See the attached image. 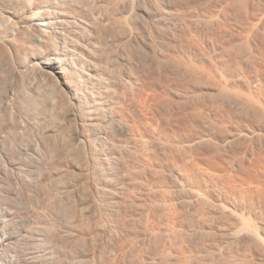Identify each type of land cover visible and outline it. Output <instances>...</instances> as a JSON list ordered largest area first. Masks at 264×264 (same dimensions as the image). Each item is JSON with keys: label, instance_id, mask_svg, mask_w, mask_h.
Returning a JSON list of instances; mask_svg holds the SVG:
<instances>
[{"label": "rangeland", "instance_id": "obj_1", "mask_svg": "<svg viewBox=\"0 0 264 264\" xmlns=\"http://www.w3.org/2000/svg\"><path fill=\"white\" fill-rule=\"evenodd\" d=\"M50 2L54 3V8L59 7L58 11L55 8L57 14L54 15L57 31L54 37L57 40L53 37L54 42L51 48L46 47L44 51L33 45L32 47L20 45L23 51L21 50L19 55L20 52H13L11 47L8 48V45L0 40V229L2 228L7 237L13 238L6 249L5 258L8 259L6 264H264L262 260H252L251 253L246 251L247 247L251 250L250 245V248H253L251 241H247L250 239L247 234V237L245 236L246 232H240L241 235H238L240 233L229 230L233 226V220L230 215L220 210L221 205L205 196L204 192L192 190L193 186H191L192 179L202 178L200 181L201 183L203 181L205 189L209 191L211 189L210 192L218 199H224L228 203L231 201L229 204L237 208H244L252 202L258 214H263L264 201L257 197L259 198L261 193L259 191H264V181L261 180L264 179V168H259L261 171L257 169L255 156L251 154L249 148L253 145L256 148L260 146V149L264 150V136L259 137L261 140L259 138L253 140L257 146H255L256 143L254 145L252 141L244 137H238V140L235 138L234 143H229L226 147L221 144L222 153L217 154L218 156L213 154L214 147L211 146L230 135L228 134L230 127L227 128L222 122L230 121V124L228 121L227 123L232 130L233 127L235 129L243 125H260L262 122L253 121L254 118H251L253 112L251 115V110L247 102L245 103L246 100L243 102L244 99L241 96L239 98L233 91L220 92L207 87L203 90V87L200 92V88L198 90L193 79L186 70H183V64L178 65L181 61L173 57L176 53H180L179 51L185 54L196 51L201 54L200 57L207 55V58L224 53L223 55L234 65L242 63L252 67L255 64L253 62L264 65V54L260 51L256 55L253 54L250 48L245 47V40L240 41L239 37L241 36L239 31L247 27V30L252 31L254 43L256 41L257 44L259 43L258 48L264 49V17H262L264 0H51ZM59 12H62L65 18L60 16ZM56 15L59 16L58 19ZM9 26L4 28L5 32ZM5 35L7 36L8 33ZM55 45H58L59 49L67 48L69 54L73 53L74 56H70L79 68L86 72L90 68L91 73L93 72L91 78H85L86 81L81 80L82 86H85L84 89H89L88 92L91 95L95 93L96 96L99 94L98 96L107 97L112 104L105 111L103 123L101 121L95 125V129L103 133L98 138L94 137L95 146L97 145L96 148L101 152L102 157L108 160V166L104 168L105 170L103 169L104 171L95 172L97 176L91 170L89 172L77 170L76 153L73 158L68 153L70 146L76 147L72 143H75L74 135L78 128L77 123L69 116L71 107L68 104L69 99H66L68 94L59 80L56 82L57 79L45 76L46 73L31 64L33 63L31 53L33 57L40 56L41 53H49L50 49L57 50ZM29 48L30 51H27ZM24 52L27 53L24 54ZM169 52L171 55L167 54ZM117 69H122V72ZM263 71L264 66H262V74H264ZM239 79L241 78H238V81ZM156 92L158 95L154 94ZM247 107L250 112L246 109ZM161 127L166 128L172 140L177 137L175 133L179 130V133L184 132L183 137L189 139L205 133L207 140L210 141L206 140L205 143H198L195 146L190 145L192 147L188 144L187 146L180 144L182 147H179L170 139H159L158 132L162 129ZM150 128L152 130H149ZM250 142L251 145H249ZM244 149L246 155H243ZM236 151L242 153L236 156L234 155ZM231 155L235 158L233 166L229 164ZM176 159H178L177 162H175ZM246 165L253 172V174L250 173L251 177L254 174L255 177L261 176V179L256 177L260 179H256L258 183L254 181L252 185V182L250 184L246 178L244 179V176L247 177L249 173L245 171L248 168ZM176 171L184 173L183 180L175 177ZM92 176L96 182H99L98 191L92 185ZM79 178H83L86 183L83 184L87 185L82 184L86 189L81 185L78 186L80 189L83 188L81 192L84 194H82L90 199L95 196L99 204L97 210H100H96L94 212L96 214H93V211L88 213L81 204L83 198L78 195L79 188L77 189L76 185V180ZM187 178L191 181L189 182ZM67 189L69 191H65ZM246 197H249L251 201L248 202L250 199ZM77 203L81 205L78 206ZM239 203L246 205L243 207ZM225 232L230 235L228 236ZM79 233L83 234V237ZM97 234H99L98 237H96ZM233 236L240 238L235 239ZM92 252H96L95 257ZM249 257H251L250 260Z\"/></svg>", "mask_w": 264, "mask_h": 264}, {"label": "bare ground", "instance_id": "obj_2", "mask_svg": "<svg viewBox=\"0 0 264 264\" xmlns=\"http://www.w3.org/2000/svg\"><path fill=\"white\" fill-rule=\"evenodd\" d=\"M51 1V0H50ZM50 1H48V0H0V40L4 43V44H6V45H8L7 47L8 48H12V50H13V52H15V53H19L21 50L23 51V49H21V46H23V47H29V46H31L32 47V45L33 46H36L35 48H41V49H43L44 50V48L46 49V47L48 48V47H50L51 45H52V43L54 42V39L55 40H57L55 37H54V35H56V33H57V31H56V27H55V21H54V15L55 14H57L56 12L58 11V9H59V7H57L56 8V6H55V8L57 9V11H55V8H54V3L56 4V2L55 1H53L54 3L52 4V2H50ZM69 1V0H68ZM66 3V2H65ZM68 3V2H67ZM241 3V2H240ZM259 3V2H258ZM231 4V3H230ZM63 5V4H62ZM229 5V4H228ZM247 5V4H246ZM210 6V5H209ZM65 7V6H64ZM203 7V6H202ZM232 7V6H231ZM211 8V7H210ZM243 8V7H242ZM241 8V9H242ZM64 9V8H63ZM67 9V8H66ZM222 9H224V8H222ZM81 10V9H80ZM133 10V9H132ZM225 10V9H224ZM247 10V9H246ZM262 10V9H261ZM201 11V10H200ZM208 11V10H207ZM236 11V10H235ZM244 12V11H243ZM59 13H61L60 14V16H63L62 15V12H59ZM63 13H65V12H63ZM131 13V12H130ZM210 13V12H209ZM66 14V13H65ZM64 14V15H65ZM135 14V13H134ZM199 14V13H198ZM219 14V13H218ZM72 15V14H71ZM71 15H69V16H71ZM66 16H68V15H66ZM217 16V15H216ZM254 16V15H253ZM56 17V19H58L57 17H59V16H55ZM64 17V16H63ZM207 17V16H206ZM218 17V16H217ZM216 17V18H217ZM262 17H264V15L262 14ZM65 18V17H64ZM73 18V17H72ZM95 18V17H94ZM132 18V17H131ZM134 18V17H133ZM200 18V17H199ZM211 18V17H210ZM212 18H213V16H212ZM215 18V17H214ZM255 18V17H254ZM63 19V18H62ZM80 19V18H79ZM78 19V20H79ZM125 19H126V17H125ZM125 19H123V20H125ZM210 20V19H209ZM221 20V19H220ZM64 21V20H63ZM137 21V20H136ZM213 21H214V19H213ZM218 21V20H217ZM57 22V21H56ZM69 22V21H68ZM73 22V21H72ZM81 22V21H80ZM224 22V21H223ZM229 22V21H228ZM227 22V23H228ZM240 22V21H239ZM258 22V21H257ZM256 22V23H257ZM260 22V21H259ZM10 23V24H9ZM58 23V22H57ZM64 23V22H63ZM63 23H61V24H63ZM83 23V22H82ZM130 23V22H129ZM206 23V22H205ZM211 23V22H210ZM213 23V22H212ZM248 23H251V22H248ZM247 23V24H248ZM254 23V22H253ZM253 23H252V25H253ZM67 24V23H66ZM206 24H209V23H206ZM226 24V23H225ZM8 25H10L9 27H8V30L5 32L4 30V28L5 27H7ZM218 25V24H217ZM57 26V25H56ZM61 26V25H60ZM87 26H88V24H87ZM233 26V25H232ZM251 26V25H250ZM249 26V27H250ZM90 27V26H89ZM97 27V26H96ZM129 27V26H128ZM75 28H77V27H75ZM223 28V27H222ZM244 28V27H243ZM242 28V29H243ZM247 28V27H246ZM243 29V30H241V31H239L240 33V35L241 36H239L240 37V41H242L243 39L245 40V44L247 45H245V47L247 48H250V50L253 52V54L255 53V55H256V53H258L259 51L260 52H262L263 54H264V49H263V47L262 48H258V44L256 43V41H255V43H254V41H253V36L251 35L252 33V31H250V29ZM251 28V27H250ZM253 28V27H252ZM254 28H255V26H254ZM253 28V29H254ZM129 29V28H128ZM136 29V28H135ZM218 29V28H217ZM225 29V28H224ZM240 29V28H239ZM257 29V28H256ZM261 29V28H260ZM229 30V29H228ZM234 30H236V29H234ZM252 30V29H251ZM264 30V29H263ZM60 31V30H59ZM88 31V30H87ZM237 31V30H236ZM250 31V32H249ZM132 32V31H131ZM224 32V31H223ZM258 32V31H257ZM6 33H8V35L6 36L5 34ZM92 33H94V32H92ZM67 35V34H66ZM129 35V34H128ZM136 35V34H135ZM225 36V35H224ZM238 36H237V38H238ZM53 37H54V39H53ZM258 37V36H257ZM264 37V36H263ZM79 38V37H78ZM230 38V37H229ZM67 40V39H66ZM65 40V41H66ZM128 40V39H127ZM131 40V39H130ZM129 40V41H130ZM219 40V39H218ZM225 40V39H224ZM244 40H243V42H244ZM263 40V39H262ZM121 41V40H120ZM145 41V40H144ZM127 42V41H126ZM213 42V41H212ZM230 42V41H229ZM243 42H241V43H243ZM60 43V42H59ZM123 43V42H122ZM239 43V42H238ZM76 44V43H75ZM117 44V43H116ZM21 45V46H20ZM70 45V44H69ZM123 45V44H122ZM155 45V44H154ZM230 45V44H229ZM239 45V44H238ZM4 46V45H3ZM56 46V45H55ZM58 46V45H57ZM57 46H56V49L57 50H52V49H50L51 51H48L49 53H47L46 52V54H44L45 52L44 51H46V50H42L44 53V55L41 53L40 54V56H34L33 57V53H31V55H32V62L34 63H31L32 65H34V67H39L42 71H43V73H46L45 74V76L47 75V76H49V77H52V78H54L55 80H56V82L59 80V82H60V84H61V86H62V88L65 90V92L68 94V97H66V99L68 98L69 99V106L71 107V109H70V117H71V120L73 119L76 123H77V125H78V128H77V132H76V134L74 135V137H72V138H74V142L75 143H72V145L73 144H75V146L76 147H71L70 145V148L71 149H69V151H68V153L70 154V155H72L71 156V158H73L74 156V154H75V158H76V156H77V161H78V164H77V170H79V171H81V172H83V170H86V171H88L89 172V170H91L93 173H95L96 171H102L104 168H106V166H108L107 165V162H108V160L106 161V157H102V155L100 154L101 152L96 148V146H95V144H96V140H94V137L95 136H97V138L98 137H100L103 133L102 132H100V131H98V129L96 130L95 128H96V124H98V122H101L102 121V119L104 118V115H105V111L107 110V109H109L110 108V106L112 105L111 104V102L110 101H108L107 100V97L105 98V97H102L103 95H101V96H96L95 95V93L93 94V95H95L94 97H93V95H91L89 92H88V90H86V89H84V87L85 86H82V81L81 80H84L85 78H91V76H92V73H91V70H90V68L89 69H87L88 71L86 72V71H84L83 69H81V68H79L76 64H75V62L73 61V59H72V57L71 56H74V55H72V54H69L70 52H68V50H67V48L65 49V48H61V49H59V48H57ZM63 46V45H62ZM65 46V45H64ZM63 46V47H64ZM157 46V45H156ZM159 46V45H158ZM213 46V45H212ZM263 46V45H262ZM127 47V46H126ZM134 47V46H133ZM174 47V46H173ZM177 47H178V45H177ZM187 47V46H186ZM193 47V46H192ZM235 47V46H234ZM241 47V46H240ZM244 47V48H245ZM51 48V47H50ZM180 48V47H179ZM185 48V47H184ZM204 48V47H203ZM210 48V47H209ZM241 48H243V47H241ZM2 49V48H1ZM4 49V48H3ZM40 49V50H41ZM59 49V50H58ZM68 49H70V48H68ZM175 49V48H174ZM182 49V48H181ZM206 49V48H205ZM76 50V49H75ZM180 50V49H179ZM184 50V49H183ZM188 50H189V48H188ZM197 50V49H196ZM21 51V52H22ZM25 51H26V49H25ZM27 51H30V48H29V50L27 49ZM39 51V50H38ZM38 51H36V53H38ZM158 51V50H157ZM168 51V50H167ZM175 51V50H174ZM173 51V55H174V53L175 52H177V51H175L174 52ZM185 51V50H184ZM21 52L19 53V55H21ZM40 52V51H39ZM72 52V51H71ZM132 52V51H131ZM139 52H140V50H139ZM180 53H176L175 54V56H173L174 58L176 57L179 61H181V62H178V60L176 59V61L178 62V65L180 66V64L179 63H181V64H183L182 65V67L184 68L183 70H186V72H187V74L193 79V81L195 82V84H196V86H197V88H198V90H199V88H200V92L202 91L201 90V88H203V90L207 87V88H209V89H213V90H217V91H226V90H229L230 92H232L233 91V93H236V94H238V97L240 98V96L244 99L243 100V102L245 101V103L246 104H248V106H249V108H250V110H251V115H252V112H253V117L251 116V118L253 119V121H255V120H257L259 123L260 122H262V123H260V125H256V124H251V125H248V126H239V125H237V126H239L238 128H235V129H237V130H235L234 129V127H233V130L231 129L232 127L231 126H228V123H227V121L226 122H222V124H224L227 128H229L230 127V131L228 132V134L230 133V135L228 136V137H226L224 140H219V141H217L218 143L216 144V145H214L213 143V145H211L212 147H214V152H213V154L214 155H216V156H218L217 154H219L221 151H220V146H222V145H225V147L228 145L229 146V143L231 144L234 140H235V138H236V140H238L237 138L239 137V138H241V137H244V138H247V139H249L250 141H252L253 142V140L255 139V138H261V137H263L264 136V74H262V66H264L263 64H262V66H261V63L260 64H256V62H253V63H255L254 64V66H250V65H246V64H242V63H240V64H238V65H234L231 61H230V59H227L223 54V56L222 55H217V57H215L214 55H213V57H206L205 55H204V57H200V55L201 54H199V53H197L196 51H190V52H188L187 54H185V53H181V51H179ZM200 52V51H199ZM232 52V51H231ZM2 53V52H1ZM27 52H24V54H26ZM29 53V52H28ZM78 53H80V52H78ZM160 53V52H159ZM246 53H247V51H246ZM261 53V54H262ZM39 54V53H38ZM37 54V55H38ZM144 54V53H143ZM146 54V53H145ZM167 54H170V52L169 53H167ZM205 54V53H204ZM236 54V53H235ZM252 54V55H253ZM9 55V54H8ZM19 55H18V57H19ZM30 55V56H31ZM71 55V56H70ZM156 55V54H155ZM171 55V54H170ZM243 55V54H242ZM5 56V55H4ZM80 56V55H79ZM124 56V55H123ZM126 56H127V54H126ZM135 56V55H134ZM148 56V55H147ZM229 56V55H228ZM245 56V55H244ZM7 57V56H6ZM21 57V56H20ZM137 57V56H136ZM173 57H171V58H173ZM237 57V56H236ZM242 57V56H241ZM4 58V57H3ZM25 58V57H24ZM28 58H29V56H28ZM80 58V57H79ZM207 58V59H206ZM253 58V57H252ZM1 59V58H0ZM77 59V58H76ZM157 59V58H156ZM170 58H169V56H168V61H170L169 60ZM244 59V58H243ZM135 60V59H134ZM138 60V59H137ZM136 60V61H137ZM161 60V59H160ZM175 60V59H174ZM174 60H172V62L174 61ZM245 60V59H244ZM248 59L246 58V61H247ZM261 60V59H260ZM264 60V59H263ZM5 61V60H4ZM27 61H28V59H27ZM133 61V60H132ZM159 61V60H158ZM262 61V60H261ZM30 62H31V60H30ZM153 62V61H152ZM175 62V61H174ZM251 62V61H250ZM138 63V62H137ZM237 63H239V62H237ZM258 63V62H257ZM4 64V63H3ZM7 64V63H6ZM29 65V64H28ZM81 65V64H80ZM79 65V66H80ZM177 65V64H176ZM15 66V65H14ZM27 66V65H26ZM131 66V65H130ZM170 66V65H169ZM1 67V66H0ZM21 67H23V65L21 66ZM118 67V66H117ZM162 67V66H161ZM172 67V66H171ZM3 68V67H2ZM176 68H178V66L176 67ZM86 70V69H85ZM96 70V69H95ZM117 70H120V69H117ZM122 70V69H121ZM120 70V71H121ZM34 71V70H33ZM93 71V70H92ZM138 71V70H137ZM137 71H135V72H137ZM178 71V70H177ZM41 72V71H40ZM39 72V73H40ZM96 72V71H95ZM122 72V71H121ZM142 72V71H141ZM259 72H261V73H259ZM264 72V71H263ZM120 73V72H119ZM133 73V72H132ZM158 73V72H157ZM179 73V72H178ZM182 73V72H181ZM123 74V73H122ZM134 74H136V73H134ZM143 74V73H142ZM262 74V75H261ZM146 75V74H145ZM98 76V75H97ZM116 76V75H115ZM133 76V75H132ZM185 76V75H184ZM183 76V77H184ZM188 76V77H189ZM43 77V76H42ZM106 77V76H105ZM136 77V76H135ZM94 78V77H93ZM108 78V77H107ZM190 78V79H191ZM238 78H241L242 79V81H241V79H239L240 81H238ZM48 79V78H47ZM54 79H52V81L54 80ZM95 79V78H94ZM113 79V78H112ZM121 79V78H120ZM144 79V78H143ZM157 79H159V78H157ZM191 79V80H192ZM54 80V81H55ZM93 80V79H92ZM102 80V79H101ZM178 80V79H177ZM181 80V79H180ZM184 80V79H183ZM84 81H86V80H84ZM90 81V80H89ZM137 81H139L140 82V80H137ZM149 81V80H148ZM154 81V80H153ZM45 82V81H44ZM58 82V83H59ZM147 82V81H146ZM57 83V84H58ZM84 83H86V82H84ZM141 83V82H140ZM171 83V82H170ZM192 83V82H191ZM59 84V85H60ZM91 84V83H90ZM173 84V83H172ZM185 84V83H184ZM190 84V83H189ZM188 84V85H189ZM194 84V83H193ZM106 85V84H105ZM111 85V84H110ZM125 85V84H124ZM132 85V84H131ZM178 85V84H177ZM92 86V85H91ZM94 86V85H93ZM104 86V85H103ZM162 86V85H161ZM195 86V85H194ZM193 86V87H194ZM86 87L88 88V86H87V84H86ZM127 87V86H126ZM138 87V86H137ZM144 87V86H143ZM155 87V86H154ZM159 87V86H158ZM157 87V88H158ZM179 87H181V86H179ZM187 86H185V88H186ZM53 88V87H52ZM166 88V87H165ZM192 88V87H191ZM196 88V89H197ZM93 89V88H92ZM95 89V88H94ZM155 89V88H154ZM11 90H13V89H11ZM91 90V89H90ZM115 90V89H114ZM180 90V89H179ZM184 90V89H183ZM187 90V89H186ZM197 90V91H198ZM108 91V90H107ZM116 91V90H115ZM154 91H156V90H154ZM191 91V90H190ZM192 91H194V89L192 90ZM209 91V90H208ZM207 91V92H208ZM65 92H64V94H65ZM91 92V91H90ZM100 92H102V91H100ZM109 92V91H108ZM107 92V93H108ZM133 92V91H132ZM158 92V91H157ZM157 92L156 93H154V94H156V95H158L157 94ZM164 92V91H163ZM183 92V91H182ZM204 92V91H203ZM131 93V92H130ZM179 93V92H178ZM177 93V94H178ZM214 93V92H213ZM224 93V92H223ZM223 93H219V94H223ZM89 94H90V96H92V97H90L89 96ZM147 94V93H146ZM151 94V93H150ZM170 94V93H169ZM181 94V93H180ZM193 94V93H192ZM199 94V93H198ZM231 94V93H230ZM230 94H228V95H230ZM58 95V94H57ZM60 95V94H59ZM66 95V94H65ZM173 95V94H172ZM179 95V94H178ZM178 95H177V97H178ZM22 96V95H21ZM50 96H52V95H50ZM106 96V95H105ZM120 96V95H119ZM162 96H164V95H162ZM176 96V95H175ZM188 96H190V95H188ZM192 96V95H191ZM232 96V95H231ZM132 97V96H131ZM153 97V96H152ZM165 97V96H164ZM180 97V96H179ZM220 97V96H219ZM165 98H168V97H165ZM169 98H170V96H169ZM173 98V97H172ZM185 98V97H184ZM198 98V97H197ZM231 98V97H230ZM241 98V99H242ZM67 99V100H68ZM109 99V98H108ZM139 99V98H138ZM155 99H156V97H155ZM161 99V98H160ZM179 99V98H178ZM187 99V98H186ZM19 100H21V99H19ZM18 100V101H19ZM132 100V99H131ZM157 100V99H156ZM162 100H164V99H162ZM161 100V101H162ZM181 100V99H180ZM49 101V100H48ZM55 101H56V99H55ZM160 101V102H161ZM168 101V100H167ZM193 101V100H192ZM213 101V100H212ZM233 101H235V100H233ZM238 101H239V99H238ZM131 102V101H130ZM158 102H159V100H158ZM165 102V101H164ZM163 102V103H164ZM185 102V101H184ZM190 102V101H189ZM202 102V101H201ZM240 102V101H239ZM238 102V103H239ZM155 103H157V102H155ZM175 103V102H174ZM212 103V102H211ZM236 103V102H235ZM14 104V103H13ZM118 104V103H117ZM121 104V103H120ZM119 104V105H120ZM134 104V103H133ZM162 104V103H161ZM166 104H168V103H166ZM186 104V103H185ZM240 104V103H239ZM244 104V103H243ZM242 104V105H243ZM241 105V106H242ZM245 105V104H244ZM8 106V105H7ZM55 106V105H54ZM116 106V105H115ZM121 106V105H120ZM123 106V105H122ZM121 106V107H122ZM193 106V105H192ZM207 106V105H206ZM113 107V106H112ZM127 107V106H126ZM173 107V106H172ZM179 107V106H178ZM240 107V106H239ZM38 108V107H37ZM146 108V107H145ZM202 108V107H201ZM235 108H237V107H235ZM243 108V107H242ZM68 109V108H67ZM119 109V108H118ZM121 109V108H120ZM119 109V110H120ZM130 109V108H129ZM149 109V108H148ZM153 109V108H152ZM156 109V108H155ZM160 109V108H159ZM164 109V108H163ZM240 109V108H239ZM246 109H248V107L246 108ZM54 110V109H53ZM52 110V111H53ZM56 110V109H55ZM123 110V109H122ZM133 110V109H132ZM157 110V109H156ZM171 110H173V109H171ZM236 110V109H235ZM238 110V109H237ZM244 110V109H243ZM249 110V109H248ZM250 110H249V112H250ZM19 111V110H18ZM35 111V110H34ZM116 111H117V109H116ZM115 111V112H116ZM177 111H179V110H177ZM231 111V110H230ZM51 112V111H50ZM59 112V111H58ZM63 112V111H62ZM119 112V111H118ZM121 112V111H120ZM125 112V111H124ZM164 112V111H163ZM180 112V111H179ZM190 112V111H189ZM223 112V111H222ZM22 114V113H21ZM119 114V113H118ZM122 114V113H121ZM124 114V113H123ZM127 114V113H126ZM170 114V113H169ZM199 114V113H198ZM235 114V113H234ZM238 114V113H237ZM241 114V113H240ZM16 115V114H15ZM14 115V116H15ZM40 115V114H39ZM108 115H109V112H108ZM189 115H191V114H189ZM195 115V114H194ZM217 115V114H216ZM224 115V114H223ZM125 116V115H124ZM199 116V115H198ZM237 116V115H236ZM240 116V115H239ZM248 116V115H247ZM106 117V116H105ZM145 117V116H144ZM242 117V116H241ZM22 118V117H21ZM29 118V117H28ZM122 118V117H121ZM135 118H136V116H135ZM140 118V117H139ZM248 118V117H247ZM250 118V119H251ZM128 119V118H127ZM132 119H134V118H132ZM141 119V118H140ZM192 119V118H191ZM209 119V118H208ZM213 119V118H212ZM226 119H227V117H226ZM231 119H234V118H231ZM236 119V118H235ZM234 119V120H235ZM249 119V120H250ZM251 119V120H252ZM25 120V119H24ZM117 120V119H116ZM130 120V119H129ZM179 120V119H178ZM197 120V119H196ZM23 121V120H22ZM106 121H108V119L106 120ZM122 121V120H121ZM127 121V120H126ZM144 121V120H143ZM148 121V120H147ZM210 121V120H209ZM214 121V120H213ZM220 121V120H219ZM218 121V122H219ZM253 121H252V123H253ZM73 122V121H72ZM119 122V121H118ZM207 122V121H206ZM229 122V124H230V121H228ZM237 122H238V120H237ZM236 122V123H237ZM243 122V121H242ZM249 122V121H248ZM33 123V122H32ZM102 123H103V121H102ZM121 123V122H120ZM163 123V122H162ZM194 123V122H193ZM221 123V122H220ZM219 123V126L221 125ZM231 123H232V121H231ZM235 123V122H234ZM246 123V122H245ZM24 124H25V122H24ZM75 124V123H74ZM113 124V123H112ZM116 124V123H115ZM125 123H123V125H124ZM150 124V123H149ZM152 124V123H151ZM150 124V125H151ZM157 124H159V123H157ZM164 124V123H163ZM214 124V123H213ZM247 124V123H246ZM245 124V125H246ZM261 124H262V126H261ZM63 125V124H62ZM122 125V124H121ZM137 125V124H136ZM156 125V124H155ZM211 125V124H210ZM215 125V124H214ZM223 125V126H224ZM142 126V125H141ZM178 126V125H177ZM236 126V125H235ZM30 127V126H29ZM154 127V126H153ZM157 127V126H156ZM155 127V128H156ZM183 127V126H182ZM185 127V126H184ZM15 128V127H14ZM152 128V127H151ZM149 129V130H152V129ZM159 128V127H158ZM162 128V127H161ZM218 128V127H217ZM226 128V129H227ZM17 129V128H16ZM76 129V128H75ZM92 129H94V130H92ZM100 129V128H99ZM121 129V128H120ZM175 129V128H174ZM178 129H181V128H178ZM187 129V128H186ZM194 129V128H193ZM26 130H27V128H26ZM107 130V129H106ZM122 130V129H121ZM157 130H159V129H157ZM16 131V130H15ZM76 131V130H75ZM92 131V132H91ZM114 131V130H113ZM137 131V130H136ZM139 131H140V129H139ZM154 131V130H153ZM179 131V130H178ZM176 132L175 134H177V137L176 138H174L173 140L172 139H170L171 137L169 136L170 134H169V132L166 130V128H162V129H160V131L158 132V135H159V139L160 138H165V140H166V138L167 139H170V141H172L173 142V144L175 143L176 145L178 144L179 145V147H182V146H180V144L182 145L183 144V146H185V144H186V146H187V144L190 146V145H198V143L200 144V143H202V142H204L205 143V141L207 140V135H205V133H204V135L202 134H198V135H195L194 137H192V138H185V137H183V135H182V133H184V132H182V133H179V132ZM182 131V130H181ZM180 131V132H181ZM200 131V130H199ZM212 131V130H211ZM23 132V131H22ZM106 132V131H105ZM104 132V133H105ZM135 132V131H134ZM197 132V131H196ZM203 132V131H202ZM225 132H227L226 130H225ZM1 133V132H0ZM9 133V132H8ZM25 133V132H24ZM68 133V132H67ZM122 133V132H121ZM138 133V132H137ZM148 133V132H147ZM155 133H156V131H155ZM198 133V132H197ZM196 133V134H197ZM220 133V132H219ZM26 134V133H25ZM150 134H151V132H150ZM149 134V135H150ZM173 134V133H172ZM181 134V135H180ZM194 134V133H193ZM227 134V135H228ZM18 135V134H17ZM115 135V134H114ZM185 135V134H184ZM192 135V134H191ZM226 135V136H227ZM15 136V135H14ZM26 136V135H25ZM30 136V135H29ZM132 136V135H131ZM186 136V135H185ZM206 136V137H205ZM3 137V136H2ZM8 137V136H7ZM57 137V136H56ZM147 137V136H146ZM152 137V136H151ZM170 137V138H169ZM188 137V136H187ZM10 138V137H9ZM173 138V137H172ZM210 138V137H209ZM259 138V139H260ZM4 139V138H3ZM140 139V138H139ZM155 139V138H154ZM157 139V138H156ZM17 140V139H16ZM142 140H143V138H142ZM149 140V139H148ZM163 140V139H162ZM209 140V139H208ZM207 140V141H208ZM216 140H218V139H216ZM240 140V139H239ZM246 140V139H245ZM261 140V139H260ZM22 141V140H21ZM24 141V140H23ZM67 141V140H66ZM94 141H95V143H94ZM147 141V140H146ZM151 141V140H150ZM153 141V140H152ZM168 141V140H167ZM166 141V142H167ZM210 141V140H209ZM211 141H212V139H211ZM257 141V140H256ZM3 142V141H2ZM69 142V141H68ZM104 142V141H103ZM160 142H162V141H160ZM169 142V141H168ZM168 142H167V144H168ZM260 142V141H259ZM258 142V143H259ZM1 143V142H0ZM170 143V142H169ZM208 143V142H207ZM234 143V142H233ZM239 143V142H238ZM249 143V142H248ZM248 143L246 144V145H248ZM254 143V145H255V143L256 142H253ZM62 144V143H61ZM114 144V143H113ZM163 144V143H162ZM210 144H211V142H210ZM222 144V145H221ZM252 143L250 142V144L249 145H251ZM26 145V144H25ZM32 145V144H31ZM110 145H111V142H110ZM118 145V144H117ZM56 146V145H55ZM74 146V145H73ZM114 146V145H113ZM193 146V147H194ZM210 146V147H211ZM239 146V145H238ZM255 146H257V143H256V145ZM67 147H68V145H67ZM66 147V148H67ZM77 147H78V149H77ZM177 147V146H176ZM190 147H192V146H190ZM198 147V146H197ZM251 148H249V151H251L252 153L251 154H253L254 156H255V159H254V161H255V164H256V166H257V169L259 170V168H264V150H262V149H260V146H258L257 148L256 147H254L253 145L252 146H250ZM2 148H4V147H2ZM14 148H15V146H14ZM64 148V147H63ZM69 148V147H68ZM73 148V149H72ZM75 148V149H74ZM115 148H116V146H115ZM156 148V147H155ZM186 148V147H185ZM223 148H224V146H223ZM248 148V147H247ZM11 149V148H10ZM162 149V148H161ZM169 149V148H168ZM171 149H173V148H171ZM222 149V148H221ZM225 149V148H224ZM43 150V149H42ZM77 152H76V151ZM101 150V149H100ZM175 150V149H174ZM181 150V149H180ZM238 150V149H237ZM171 151V150H170ZM192 151V150H191ZM235 151V150H234ZM241 151V150H240ZM240 151H236L237 153H235L234 155H236V154H240V153H242V152H244L245 153V149H244V151H242V152H240ZM249 151H247L248 152V154H249ZM14 152V151H13ZM50 152V151H49ZM59 152V151H58ZM188 152V151H187ZM231 152V151H230ZM7 153H9V152H7ZM67 153V152H66ZM65 153V154H66ZM156 153V152H155ZM184 153V152H183ZM186 153V152H185ZM210 153V152H209ZM222 153V152H221ZM227 153V152H226ZM190 154V153H189ZM230 154H232V153H230ZM250 154V155H251ZM39 155V154H38ZM112 155V154H111ZM243 155H246V153L245 154H243ZM65 156V155H64ZM160 156V155H159ZM233 155H231L230 157H229V159H227V160H229L228 162H229V164L230 165H232L233 166V164L235 163L234 162V156L232 157ZM236 156H238V155H236ZM235 156V157H236ZM66 157H67V155H66ZM69 157V156H68ZM114 157V156H113ZM228 157V156H227ZM249 157V156H248ZM251 157H252V160H253V156L251 155ZM1 158V157H0ZM62 158V157H61ZM70 158V157H69ZM75 158H74V160H75ZM167 158V157H166ZM237 158V157H236ZM64 159V158H63ZM109 159V158H108ZM159 159V158H158ZM192 159H193V157H192ZM226 159V158H225ZM249 159V158H248ZM2 160V159H1ZM160 160V159H159ZM165 161H166V159H164ZM177 160L178 159H176V161L175 162H177ZM215 160V159H214ZM237 160H240V159H237ZM251 160V159H250ZM249 160V161H250ZM4 161V160H3ZM152 161V160H151ZM212 161V160H211ZM74 162V161H73ZM196 162V161H195ZM194 162V163H195ZM223 162H225V160L223 161ZM245 162V161H244ZM244 162H243V164H244ZM253 162V161H252ZM1 163H2V161H1ZM5 163V162H4ZM159 163V162H158ZM166 163V162H165ZM197 163V162H196ZM239 163H240V161H239ZM75 164V163H74ZM116 164H117V162H116ZM178 164V163H177ZM242 164V165H243ZM6 165V164H5ZM118 165V164H117ZM181 165V164H180ZM185 165H187V164H185ZM197 165V164H196ZM207 165V164H206ZM220 165V164H219ZM230 165H229V167H230ZM237 165H238V163H237ZM250 165H251V163H250ZM61 166V165H60ZM156 166V165H155ZM244 167H245V165H243ZM256 166H255V168H256ZM63 167V166H62ZM162 167V166H161ZM176 167V166H175ZM246 167H248L247 165H246ZM252 167V166H251ZM166 168V167H165ZM222 168V167H221ZM234 168V167H233ZM4 169V168H3ZM6 169V168H5ZM11 169V168H10ZM64 169V168H63ZM74 169H75V166H74ZM188 169V168H187ZM191 169V168H190ZM206 169H208V168H206ZM240 169H242V168H240ZM250 169V167H248V168H246V170L245 171H248L249 173L247 174V177H245L244 176V179L246 178V180H248V182L250 183V182H252V185H254L253 183H255L254 181H256V179L257 180H260L261 178V176L260 177H258V176H256V177H258V178H260V179H258V178H256L255 177V174L254 175H252V177L250 176L251 174H253V172L252 171H250L249 170ZM256 169V170H257ZM105 170V169H104ZM103 170V171H104ZM177 170V169H176ZM195 170V169H194ZM252 170H253V168H252ZM60 171V170H59ZM74 171V170H73ZM90 171V172H91ZM127 171V170H126ZM227 171V170H226ZM225 171V172H226ZM259 171H261V170H259ZM62 172V171H61ZM87 172V173H88ZM117 172V171H116ZM124 172V171H123ZM171 172V171H170ZM190 172H192V171H190ZM252 172V173H251ZM256 172V171H255ZM29 173V172H28ZM63 173H65V172H63ZM77 173V172H76ZM110 173V172H109ZM127 173V172H126ZM156 173V172H155ZM193 173V172H192ZM251 173V174H250ZM82 174V173H81ZM84 174V173H83ZM102 174V173H101ZM144 174V173H143ZM173 174V173H172ZM176 176L175 177H177V179H180V180H183V175L182 174H184V173H180L179 171L177 172L176 171ZM189 174V173H188ZM191 174V173H190ZM242 174V173H241ZM262 175H263V173H261ZM63 175V178L65 177L64 176V174H62ZM88 174H86V176H87ZM95 175H96V173H95ZM94 175V176H95ZM123 175V174H122ZM194 175V174H193ZM212 175H214V174H212ZM220 175H222V174H220ZM244 175V174H243ZM258 175V174H257ZM97 176V175H96ZM187 175H185V177H186ZM196 176V175H195ZM242 176V175H241ZM264 176V175H263ZM22 177V176H21ZM20 177V178H21ZM62 177V176H61ZM129 177V176H128ZM165 177V176H164ZM78 177H76V179H77ZM84 178H86V177H84ZM115 178V177H114ZM118 178V177H117ZM133 178V177H132ZM138 178V177H137ZM146 178V177H145ZM148 178V177H147ZM154 178H155V176H154ZM190 178V177H189ZM194 178V177H193ZM196 178V177H195ZM192 179V181H193V185H191V186H193L192 188H189V189H192V190H196V191H199V192H204L205 194V196H207L209 199H213V201H215V202H217V203H219V205H221V208L222 209H220V210H222V212H225V213H227L228 215H230L229 217L233 220H231L232 221V227H230V231H231V229H232V231H234V233H240V232H246L245 233V236H246V234H247V236H248V238L250 239V240H247V241H251V243H252V247L253 248H250V246L247 244V246H249V249H251V250H248V247L246 248V251H248V253L250 254L251 253V256L253 257L252 258V260H255V259H258V260H262L263 262H264V212H263V214L261 213V214H258V212H257V210L255 209L256 207L254 206V203H250L249 201H251V199L250 200H248V202H249V204H244V205H246L245 207H244V205H243V207L244 208H237V207H232L229 203L231 202H229L228 203V201H225L223 198V200H221V199H218V197H215L210 191H211V189H210V191L207 189H205V187H204V184H202L203 183V181H202V183H201V179L199 180V179ZM65 179V178H64ZM91 179H92V185L94 186V188L98 191L99 189H97L98 188V184H99V182H96L95 181V178L92 176L91 177ZM97 179V178H96ZM105 179H106V177H105ZM104 179V180H105ZM163 179V178H162ZM243 179V180H244ZM72 180V179H71ZM74 180V179H73ZM109 180V179H108ZM120 180V179H119ZM133 180V179H132ZM141 180V179H140ZM173 180H175L174 178H173ZM172 180V181H173ZM187 180H188V178H187ZM242 180V181H243ZM251 180V181H250ZM261 180H263L264 181V179H261ZM31 181V180H30ZM29 181V182H30ZM85 180H83V178H79L78 180H76V185H77V189L79 188L78 186L79 185H81V186H83V185H85L86 183L84 182ZM89 181V180H88ZM116 181V180H115ZM158 181V180H157ZM178 181V180H177ZM186 181V180H185ZM189 181V180H188ZM190 181H191V179H190ZM189 181V182H190ZM61 182V181H60ZM65 182V181H64ZM128 182V181H127ZM182 182V181H181ZM233 182V181H232ZM239 182V181H238ZM244 182V181H243ZM242 182V183H243ZM247 182V183H248ZM257 183H258V181H256ZM71 183V182H70ZM83 183H85V184H83ZM89 183V182H88ZM139 183H140V181H139ZM151 183V182H150ZM153 183V182H152ZM214 183V182H213ZM212 183V184H213ZM217 183V182H216ZM257 183L255 184L256 186H257ZM32 184V183H31ZM74 184V183H73ZM83 184V185H82ZM101 184V183H100ZM144 184V183H143ZM181 184V183H180ZM208 184V183H207ZM240 184H241V182H240ZM239 184V185H240ZM245 184V183H244ZM251 184V183H250ZM260 184V183H259ZM60 185V184H59ZM72 185V184H71ZM75 185V186H76ZM88 185H90V184H88ZM206 185V184H205ZM217 185V184H216ZM215 185V186H216ZM222 185V184H221ZM226 185H228V184H226ZM234 185V184H233ZM246 185V184H245ZM262 185V184H261ZM65 186V185H64ZM85 186H87V185H85ZM120 186V185H119ZM141 186V185H140ZM155 186V185H154ZM255 186V187H256ZM84 187V186H83ZM101 187V186H100ZM99 187V188H100ZM117 187V186H116ZM123 187V186H122ZM137 187H138V185H137ZM145 187V186H144ZM181 187V186H180ZM208 187V186H207ZM213 187V186H212ZM252 187V186H251ZM258 187V186H257ZM256 187V188H257ZM85 188V187H84ZM88 188V187H87ZM104 188V187H103ZM103 188H102V190H103ZM106 188V187H105ZM136 188V187H135ZM208 188H210V187H208ZM248 188V187H247ZM75 189V188H74ZM83 189V188H82ZM82 189H78V195L81 197V198H83V200L81 199V204H82V206L83 207H85V209H86V211L88 210V213L89 212H92L93 211V214H96V213H94L97 209H98V207H99V204H98V202L96 201V199L93 197L92 199H90V198H86V196L85 195H83L84 193L83 192H81V190ZM86 189V188H85ZM84 189V190H85ZM147 189H149V188H147ZM161 189V188H160ZM224 189V188H223ZM255 189V188H254ZM254 189H252V190H254ZM259 189V188H258ZM264 189V188H263ZM63 190V189H62ZM71 190V189H70ZM73 190V189H72ZM96 190H94V191H96ZM135 189H133V191H134ZM156 190V189H155ZM180 190V189H179ZM222 190V189H221ZM236 190V189H235ZM256 190V189H255ZM65 191H69L68 189L67 190H65ZM93 191V192H94ZM96 191V192H97ZM101 191V190H100ZM105 191V190H104ZM116 191V190H115ZM224 191V190H223ZM247 191H249V190H247ZM89 192H90V190H89ZM92 192V193H93ZM110 192V191H109ZM130 192V191H129ZM184 192V191H183ZM230 192V191H229ZM255 192V191H254ZM259 192H261V193H259L260 195H259V198L257 197V199H261L262 200V202L264 201V191H259ZM77 193V192H76ZM83 193V194H82ZM113 193V192H112ZM187 193V192H186ZM232 193V192H231ZM253 193V192H252ZM251 193V194H252ZM88 194H90V193H88ZM103 194V193H102ZM115 194V193H114ZM127 194H128V192H127ZM203 194V193H202ZM217 194V193H216ZM87 195V194H86ZM90 195H92V194H90ZM89 195V196H90ZM100 195V194H99ZM197 194H195V196H196ZM199 195V194H198ZM203 195V196H204ZM241 195V194H240ZM84 196H85V198H84ZM88 196V197H89ZM98 196V195H97ZM222 196V195H221ZM252 196V195H251ZM256 196V195H255ZM255 196H253V197H255ZM66 197V196H65ZM196 197H198V196H196ZM199 197H200V195H199ZM223 197V196H222ZM63 198V197H62ZM102 198H103V196H102ZM111 198V197H110ZM193 198V197H192ZM195 198V197H194ZM220 198V197H219ZM225 198V197H224ZM233 198V197H232ZM247 198V197H246ZM247 198V199H248ZM190 199V198H189ZM241 199V198H240ZM243 199V198H242ZM255 199V198H254ZM68 200H70V198L68 199ZM67 200V201H68ZM100 200V199H99ZM234 200V199H233ZM244 200V199H243ZM65 201V200H64ZM192 201V200H191ZM206 201H208V200H206ZM247 201V200H246ZM103 202V201H102ZM186 202V201H185ZM209 202V201H208ZM238 202V201H237ZM75 204V203H74ZM78 204V203H77ZM80 204V203H79ZM79 204H78V206H79ZM80 204V205H81ZM101 204V203H100ZM200 204V203H199ZM205 204V203H204ZM203 204V205H204ZM207 204V203H206ZM237 204V203H236ZM240 204V203H239ZM238 204V205H239ZM240 204V205H241ZM213 205H216V204H214L213 203ZM102 206V205H101ZM200 206V205H199ZM206 206V205H205ZM211 206V205H210ZM257 206H260V205H257ZM263 206V205H262ZM206 207H208V206H206ZM198 208V207H197ZM218 208H219V206H218ZM75 209H76V207H75ZM103 209V208H102ZM202 209V208H201ZM200 209V210H201ZM262 209V208H261ZM7 210V209H6ZM80 211L82 210L81 208L79 209ZM100 210V209H99ZM99 210H97V211H99ZM210 210V209H209ZM219 210V211H220ZM212 211V210H211ZM84 212H85V210H84ZM150 212V211H149ZM221 212V211H220ZM1 213V212H0ZM83 213V212H82ZM81 213V214H82ZM101 213V212H100ZM104 213H106V212H104ZM8 215H9V212L7 213ZM153 214V213H152ZM222 214V213H221ZM224 214V213H223ZM85 215V214H84ZM90 215V214H89ZM97 215H98V213H97ZM101 215H102V213H101ZM151 215V214H150ZM10 216V215H9ZM76 216H77V214H76ZM75 216V217H76ZM96 216V215H95ZM104 216H105V214H104ZM227 216V215H226ZM87 217V216H86ZM89 217V216H88ZM100 217V216H99ZM98 217V218H99ZM108 217V216H107ZM209 217V216H208ZM220 217H221V215H220ZM83 218V217H82ZM111 218V217H110ZM205 218V217H204ZM206 218H207V216H206ZM214 218V217H213ZM217 218V217H216ZM215 218V219H216ZM75 219V218H74ZM84 219H85V217H84ZM92 219V218H91ZM94 219V218H93ZM76 220V219H75ZM86 220V219H85ZM100 220V219H99ZM106 220V219H105ZM210 220V219H209ZM221 220V219H220ZM227 220V219H226ZM88 221V220H87ZM92 221V220H91ZM91 221H89V222H91ZM94 221H95V219H94ZM97 221V220H96ZM104 221V220H103ZM102 221V222H103ZM109 221V220H108ZM112 221V220H111ZM200 221V220H199ZM230 221V220H229ZM80 222V221H79ZM100 222V221H99ZM113 222V221H112ZM111 222V223H112ZM1 223V222H0ZM154 223V222H153ZM202 223V222H201ZM78 224V223H77ZM77 224H75V225H77ZM81 224V223H80ZM95 224H97L98 225V223H95ZM94 224V225H95ZM101 224V223H100ZM99 224V226H101ZM104 224V223H103ZM203 224V223H202ZM230 224H231V222H230ZM229 224V225H230ZM44 225V224H43ZM88 225V224H87ZM96 225V226H97ZM105 225H107V224H105ZM110 225V224H109ZM201 225V224H200ZM224 225V224H223ZM228 225V224H227ZM83 226V225H82ZM90 226V225H89ZM112 226H114V225H112ZM115 226H117V225H115ZM98 227V226H97ZM103 227V229H104V226H102ZM197 227V226H196ZM202 227V226H201ZM205 227H207V226H205ZM223 227V226H222ZM228 227V226H227ZM88 228V227H87ZM95 228V227H94ZM100 228V227H99ZM105 228H107V227H105ZM152 228V227H151ZM215 228V227H214ZM11 229V228H10ZM77 229V228H76ZM102 229V228H101ZM108 229H109V227H108ZM107 229V230H108ZM110 229H112V228H110ZM210 229V228H209ZM208 229V230H209ZM48 230V229H47ZM89 230V229H88ZM94 230V229H93ZM92 230V231H93ZM155 230V229H154ZM207 230V229H206ZM213 230V229H212ZM91 231V230H90ZM95 231V230H94ZM221 231V230H220ZM223 231V230H222ZM226 231V230H225ZM74 232H75V230H74ZM87 232L88 231H86V234H87ZM90 233V232H89ZM100 233V232H99ZM216 233V232H215ZM214 233V234H215ZM226 233V232H225ZM232 233V232H231ZM12 234V233H11ZM80 234V233H79ZM91 234V233H90ZM103 234V233H102ZM227 234V233H226ZM243 234V233H242ZM7 234H5L4 232H3V230H2V228L0 229V264H6L7 263V258H5V254H6V249H7V247L9 246V243H11V241H13L12 239V236L10 237H7L6 236ZM81 235V234H80ZM83 235V234H82ZM81 235V236H82ZM88 235V234H87ZM95 235H96V233H95ZM98 235L99 234H97V236L96 237H98ZM222 235V234H221ZM228 235V234H227ZM230 235V234H229ZM228 235V236H229ZM233 235V234H232ZM238 235H241V233L240 234H238ZM33 236V235H32ZM86 236V235H85ZM102 236V235H101ZM246 236V237H247ZM83 237V236H82ZM81 237V238H82ZM91 237V236H90ZM234 237V236H233ZM238 237V236H237ZM244 237V236H243ZM245 237V238H246ZM80 238V239H81ZM99 238H101V237H99ZM99 238H97L98 240H99ZM104 238V237H103ZM111 238H112V236H111ZM132 238V237H131ZM235 239H239V238H236V237H234ZM244 238V239H245ZM43 239V238H42ZM91 239V238H90ZM95 239V238H94ZM126 239V238H125ZM241 239H243L242 237H241ZM41 240V239H40ZM79 240V239H78ZM106 240V239H105ZM121 240V239H120ZM77 241V240H76ZM93 241V240H92ZM97 241V240H96ZM237 241V240H236ZM81 242V241H80ZM94 242V241H93ZM223 242V241H222ZM241 242V241H240ZM128 243V242H127ZM227 243V242H226ZM238 243V242H237ZM249 243V242H248ZM251 243H249V244H251ZM82 244V243H81ZM98 244H99V242H98ZM84 245V244H83ZM214 245V244H213ZM221 245V244H220ZM223 245V244H222ZM232 245V244H231ZM11 246V245H10ZM89 246V245H88ZM108 246V245H107ZM99 247V246H98ZM102 247V246H101ZM225 247V246H224ZM227 247V246H226ZM11 248V247H10ZM85 248V247H84ZM94 248V247H93ZM93 248H92V251H93ZM209 248V247H208ZM10 250V249H9ZM94 250H96V249H94ZM97 250H99V249H97ZM105 250V249H104ZM90 251V250H89ZM106 251V250H105ZM250 251V252H249ZM102 252V251H101ZM206 252V251H205ZM244 252H245V250H244ZM10 253V252H9ZM84 253H85V251H84ZM89 253V252H88ZM91 253V252H90ZM95 253L96 252H92V254H93V256L95 257ZM99 253V252H98ZM113 253V252H112ZM239 253V252H238ZM242 253V252H241ZM246 253V252H245ZM247 253V254H248ZM248 254V255H249ZM88 255V254H87ZM108 255V254H107ZM111 255V254H110ZM242 256H243V254H241ZM245 255V254H244ZM250 256V255H249ZM14 257V256H13ZM103 257V256H102ZM112 257V256H111ZM243 257H245V256H243ZM92 258V257H91ZM97 258V257H96ZM250 258L251 257H249V260H250ZM10 259V258H9ZM31 259V258H30ZM243 259V258H242ZM247 259V258H246ZM98 260V259H97ZM102 260V259H101ZM10 261V260H9ZM29 262V261H28ZM90 262V261H89ZM123 262H124V260H123ZM251 262V261H250ZM256 263V262H255ZM92 264V263H91ZM110 264V263H109ZM262 264V263H261Z\"/></svg>", "mask_w": 264, "mask_h": 264}]
</instances>
